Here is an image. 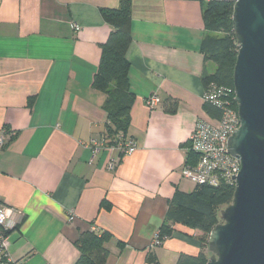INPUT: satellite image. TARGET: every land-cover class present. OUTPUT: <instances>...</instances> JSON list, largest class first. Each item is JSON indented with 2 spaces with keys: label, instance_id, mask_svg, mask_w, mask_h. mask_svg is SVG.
<instances>
[{
  "label": "crops",
  "instance_id": "0c3cea01",
  "mask_svg": "<svg viewBox=\"0 0 264 264\" xmlns=\"http://www.w3.org/2000/svg\"><path fill=\"white\" fill-rule=\"evenodd\" d=\"M123 1L0 0V131L9 134L0 204L17 225L8 234L15 264H75V242L89 230L111 235L106 264H176L201 251L202 232L180 224L170 240L156 239L174 193L196 187L181 172L197 121L211 120L207 0H130L132 155L108 145L106 95L93 87L112 31L101 10ZM154 95L162 104L151 109Z\"/></svg>",
  "mask_w": 264,
  "mask_h": 264
},
{
  "label": "trees",
  "instance_id": "16d2710c",
  "mask_svg": "<svg viewBox=\"0 0 264 264\" xmlns=\"http://www.w3.org/2000/svg\"><path fill=\"white\" fill-rule=\"evenodd\" d=\"M233 12L232 1H209L203 8L204 24L210 34L204 38L201 52L206 62L216 66L214 73L205 71L202 76L205 89L210 86L234 89L238 44L232 26ZM101 14L112 31L101 47V60L93 87L106 95L104 109L109 119L106 139L108 145L118 147L129 140L127 132L135 100L130 92V63L126 58L132 43V2L125 0L119 8L103 9ZM233 107L237 109L236 103H233ZM204 110L211 118L221 119L223 115L221 108L209 102L204 103ZM188 156V163L194 162L195 155L189 152ZM234 194L235 186L226 183L217 187L196 185L190 193L177 190L169 201L166 221L156 239L158 244L173 237L177 224L200 231L203 234L200 238L201 251L195 256L181 254L176 264H207L210 233L220 223L221 210L232 204ZM110 239L111 235L107 232L99 234L89 230L80 233L75 242L80 257L75 264H106L109 257L106 245Z\"/></svg>",
  "mask_w": 264,
  "mask_h": 264
},
{
  "label": "water",
  "instance_id": "95a60500",
  "mask_svg": "<svg viewBox=\"0 0 264 264\" xmlns=\"http://www.w3.org/2000/svg\"><path fill=\"white\" fill-rule=\"evenodd\" d=\"M240 127L228 152L241 161L232 204L209 236L207 264H264V0H231Z\"/></svg>",
  "mask_w": 264,
  "mask_h": 264
},
{
  "label": "built area",
  "instance_id": "2783aa9c",
  "mask_svg": "<svg viewBox=\"0 0 264 264\" xmlns=\"http://www.w3.org/2000/svg\"><path fill=\"white\" fill-rule=\"evenodd\" d=\"M231 1V0H207ZM72 28L80 31V26L74 24ZM204 102H209L223 110L221 119L211 118L210 121L198 120L189 138L188 152L195 155L194 162L186 163L181 175L195 185H209L217 187L222 183L235 186L236 178L241 171V161L228 152V139L239 129L240 119L238 109L233 107L235 102L234 89L210 86L204 94ZM147 104L154 109L162 104L161 99L154 95L147 99ZM9 134L5 129L0 131V149L8 142ZM124 155H132L137 150V143L129 139L124 146H118ZM95 152L98 149L95 148ZM117 163L112 162L110 170H115ZM13 210L0 204V264H15L9 254V232L17 228L10 219ZM71 216L69 221H73ZM156 244L158 242L156 240Z\"/></svg>",
  "mask_w": 264,
  "mask_h": 264
},
{
  "label": "rangeland",
  "instance_id": "374dc122",
  "mask_svg": "<svg viewBox=\"0 0 264 264\" xmlns=\"http://www.w3.org/2000/svg\"><path fill=\"white\" fill-rule=\"evenodd\" d=\"M220 217H221V212H220ZM222 221H221V218H220V223H221Z\"/></svg>",
  "mask_w": 264,
  "mask_h": 264
}]
</instances>
